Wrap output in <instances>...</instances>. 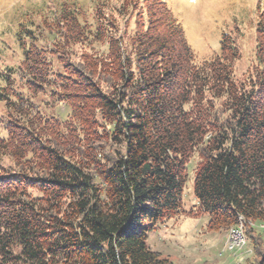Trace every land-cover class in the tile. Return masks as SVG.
I'll list each match as a JSON object with an SVG mask.
<instances>
[{
    "label": "trees",
    "instance_id": "16d2710c",
    "mask_svg": "<svg viewBox=\"0 0 264 264\" xmlns=\"http://www.w3.org/2000/svg\"><path fill=\"white\" fill-rule=\"evenodd\" d=\"M63 4L41 31L20 24L21 63L2 76L0 264H171L148 234L195 214L209 231L241 217L264 264L246 225L264 222V9L254 63L237 78L230 38L197 63L165 0H99L91 22ZM45 94L47 112L33 101Z\"/></svg>",
    "mask_w": 264,
    "mask_h": 264
},
{
    "label": "rangeland",
    "instance_id": "374dc122",
    "mask_svg": "<svg viewBox=\"0 0 264 264\" xmlns=\"http://www.w3.org/2000/svg\"><path fill=\"white\" fill-rule=\"evenodd\" d=\"M98 1L0 0V88L5 84L2 76L8 75L10 69H16L22 60V39L21 41L18 39L21 23L26 25L28 20H31L41 31L43 16L60 9L64 2L75 4L80 8V16L91 22L94 6ZM102 1H106L108 8L117 7L121 3V0ZM165 2L181 24L186 42L194 53L197 63L209 61L217 56L222 36L227 35L236 46L239 57L233 64L234 75L240 78L250 70L254 63L256 15L259 9H264V0H165ZM133 22L132 20L129 23L131 28ZM34 35L37 36L36 32ZM44 39L45 36L42 38L43 42ZM37 45L40 46V43ZM13 78L16 87L17 85L19 87L18 78ZM33 101L39 104L42 110L49 111L47 106L51 105V102H48L46 94L39 95ZM55 110L59 113L65 111L62 104H58L51 112L55 114L57 112ZM4 117V105L0 102V139L6 137V131L1 123ZM197 164V155H193L185 165L187 181L182 203L184 210L187 211L191 209L195 211L197 208L193 194ZM208 221L207 215L196 214L183 217L178 222L170 221L149 233L146 244L152 252L158 253L160 258L166 259L171 264H261L260 255L254 256L251 253L252 247L246 244L245 239V244L241 247L235 246L233 251H229L226 247L231 229L237 228L244 234V220V223H236L234 227L220 231H209ZM186 222H189L188 228L185 226ZM182 224L184 230L180 231ZM246 225L261 237L260 251L264 253L262 242L264 222H246Z\"/></svg>",
    "mask_w": 264,
    "mask_h": 264
},
{
    "label": "bare ground",
    "instance_id": "6f19581e",
    "mask_svg": "<svg viewBox=\"0 0 264 264\" xmlns=\"http://www.w3.org/2000/svg\"><path fill=\"white\" fill-rule=\"evenodd\" d=\"M241 222H243V219L240 217L239 219H238V222H237V224H240ZM244 223V222H243ZM236 224V225H237ZM242 227L241 228H243V225H241ZM234 227V226H233ZM235 234H236V236L237 237H235ZM229 237H228V241H227V244H226V247H227V249L229 250V251H233V249H235V246H242V245H244L245 243H244V234H243V232L241 233L240 232V230H238L237 228H233V229H231L230 231H229V235H228ZM226 242V241H225ZM246 242V241H245ZM232 246V247H231ZM226 250V249H225ZM223 252H225V251H223ZM227 253H229V252H227Z\"/></svg>",
    "mask_w": 264,
    "mask_h": 264
},
{
    "label": "crops",
    "instance_id": "0c3cea01",
    "mask_svg": "<svg viewBox=\"0 0 264 264\" xmlns=\"http://www.w3.org/2000/svg\"><path fill=\"white\" fill-rule=\"evenodd\" d=\"M182 226H183V224L180 226V231H183L184 230ZM185 226H186V228H188V226H190L189 225V222L188 223L186 222V225Z\"/></svg>",
    "mask_w": 264,
    "mask_h": 264
},
{
    "label": "built area",
    "instance_id": "2783aa9c",
    "mask_svg": "<svg viewBox=\"0 0 264 264\" xmlns=\"http://www.w3.org/2000/svg\"><path fill=\"white\" fill-rule=\"evenodd\" d=\"M235 237H237L236 234H235ZM231 247H232V246H231Z\"/></svg>",
    "mask_w": 264,
    "mask_h": 264
}]
</instances>
